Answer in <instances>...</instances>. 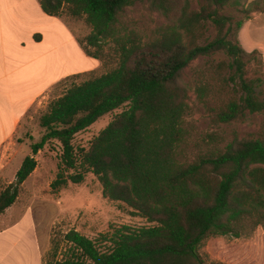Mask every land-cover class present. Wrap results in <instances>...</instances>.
I'll list each match as a JSON object with an SVG mask.
<instances>
[{
    "label": "trees",
    "instance_id": "obj_1",
    "mask_svg": "<svg viewBox=\"0 0 264 264\" xmlns=\"http://www.w3.org/2000/svg\"><path fill=\"white\" fill-rule=\"evenodd\" d=\"M38 1L49 16L67 12L84 18L92 28L86 52L103 58L108 46L115 65L72 83L49 103L40 116L41 140L32 145L16 181L0 193V214L17 201L35 171V155L56 143L54 191L83 183L93 173L105 198L125 204L149 225L114 226L96 238L72 229L64 236L63 256L53 264H223L202 256L208 237H242L264 224V130L228 143L211 134L195 159L181 162L191 90L185 72L200 57L224 52L228 60L201 73L198 97H224L216 109L220 123L264 113V92L257 91L263 79L247 78L246 52L231 39L233 17L225 13L234 9L248 20L264 10V0H204L199 9L192 0ZM137 1L165 20L152 38L122 25L126 8ZM246 20L237 21V28ZM211 24L217 30L212 39ZM122 107L88 148L75 145L78 133Z\"/></svg>",
    "mask_w": 264,
    "mask_h": 264
},
{
    "label": "rangeland",
    "instance_id": "obj_2",
    "mask_svg": "<svg viewBox=\"0 0 264 264\" xmlns=\"http://www.w3.org/2000/svg\"><path fill=\"white\" fill-rule=\"evenodd\" d=\"M29 3L32 6L28 10L31 16L28 18L37 28L35 25L26 27L24 37L27 39L26 30H30L33 44L40 41L43 44L18 57L16 78H9L4 83L0 81V132L5 133L0 136V193L16 181L23 160L32 154V145L41 140L44 129L40 126V116L49 103L72 83L101 75L115 65L108 46L103 58L86 52L85 42L92 28L84 18L72 17L67 12L49 18L38 11L33 6L35 4ZM203 3L204 0H192L196 9ZM225 13L233 17L231 39L239 41L246 52L247 78H262L257 91L263 93L264 14L240 30L236 23L246 20V14L234 9H226ZM121 22L124 27L152 38L165 20L151 11L147 2L137 1L126 8ZM239 32L244 40H240ZM216 34L217 30L211 24L208 37L212 39ZM256 47L259 53L252 54ZM91 49L95 51V48ZM28 59H35L29 68L26 67ZM222 60H228V57L224 52H218L200 57L186 69L185 78L191 90L190 108L185 117L188 134L178 149L181 162L195 159L200 150L207 147L211 134L221 135L228 143L237 136L258 137L264 130V113L249 114L244 121L220 123L216 109L224 97L208 95L204 100L198 97L196 88L201 73L207 71L212 63ZM47 81L52 83L49 88L37 97L30 95L34 88L43 86ZM124 109L122 107L102 116L88 129L78 133L75 145L88 148L92 140ZM59 153L60 148L55 143L35 155V171L21 186L17 201L0 214V255L9 257L11 261L16 257L25 264H53L54 260L63 256L66 247L64 236L72 229L96 238L114 226L149 225L145 218L132 215L125 204L105 198L102 184L93 173H88L83 183H69L60 191H54L52 183L59 172ZM200 252L208 262L264 264V224L242 237L210 236Z\"/></svg>",
    "mask_w": 264,
    "mask_h": 264
},
{
    "label": "crops",
    "instance_id": "obj_3",
    "mask_svg": "<svg viewBox=\"0 0 264 264\" xmlns=\"http://www.w3.org/2000/svg\"><path fill=\"white\" fill-rule=\"evenodd\" d=\"M29 2L35 4L33 6H35L38 11L40 10L42 14L48 16L49 18L53 17L43 12L38 0H0V81L3 80V83L6 80H9V78L11 79L13 77L14 79L16 78L14 76H18V57L24 56L31 48L38 49L39 46L43 44V41L33 44L30 30H26L28 33L27 39L24 37L25 33L23 32L25 31V28L35 25L33 21L28 18L31 17L28 10L32 6ZM262 14H264V10L254 12L251 18L244 23L243 27L247 26L248 22L255 20L259 15ZM239 35L240 40H244V37H242L240 32ZM51 47L52 46L50 45V48ZM54 47L57 49L56 46ZM253 50H258V48L256 47ZM43 55H45L44 52ZM34 60L35 59L26 60V63H28V65L25 64L27 65L26 67L29 68L31 66L30 64H33ZM54 75H56L55 72ZM50 84H52L51 81H47L43 86L34 88L30 92V95H34L36 97L39 96L42 92L49 88ZM3 134L5 135V133L0 132V136H3ZM13 259L14 260L11 261L9 257L0 255V263L25 264L22 259H18L16 257Z\"/></svg>",
    "mask_w": 264,
    "mask_h": 264
}]
</instances>
